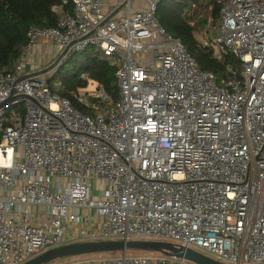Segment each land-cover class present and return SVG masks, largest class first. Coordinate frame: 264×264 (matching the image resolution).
Masks as SVG:
<instances>
[{
  "label": "built area",
  "instance_id": "1",
  "mask_svg": "<svg viewBox=\"0 0 264 264\" xmlns=\"http://www.w3.org/2000/svg\"><path fill=\"white\" fill-rule=\"evenodd\" d=\"M68 1L72 12L31 27L14 72H0V264L110 241L264 264V0H213L212 44L240 59L243 80L203 71L160 24L163 0ZM39 41L61 58L29 76L44 70L27 69ZM90 49L116 68L119 93H73L84 114L49 81ZM187 263L126 251L65 264Z\"/></svg>",
  "mask_w": 264,
  "mask_h": 264
},
{
  "label": "trees",
  "instance_id": "2",
  "mask_svg": "<svg viewBox=\"0 0 264 264\" xmlns=\"http://www.w3.org/2000/svg\"><path fill=\"white\" fill-rule=\"evenodd\" d=\"M55 8L61 10L57 12ZM72 9L73 5L68 0H0V72H14L16 63L27 46V32L31 27H57L60 18L71 13ZM219 10L213 0H163L158 6L157 17L169 34L181 40L203 71L223 78L231 68L239 76L242 65L239 58L223 55L222 61L213 59V50L200 45L194 36L201 26H208L211 30L218 28L216 23L219 24ZM210 19L211 26L208 25ZM115 74L116 68L101 59L98 51L90 49L71 57L53 79L58 78L61 83L57 92L60 93L59 96L70 101V94L87 87L89 81L98 84L113 100H117L119 90ZM71 102L84 114L88 112L78 103Z\"/></svg>",
  "mask_w": 264,
  "mask_h": 264
},
{
  "label": "water",
  "instance_id": "3",
  "mask_svg": "<svg viewBox=\"0 0 264 264\" xmlns=\"http://www.w3.org/2000/svg\"><path fill=\"white\" fill-rule=\"evenodd\" d=\"M60 58L57 59L47 69L29 76L41 75L50 71L60 61ZM9 102V100L6 101L5 103L1 104L0 107L5 106ZM126 251L157 253L167 258L183 259L191 264H225L200 252L164 241H110L73 243L45 251L24 264H51L56 261L71 257H79L90 254L119 253Z\"/></svg>",
  "mask_w": 264,
  "mask_h": 264
},
{
  "label": "rangeland",
  "instance_id": "4",
  "mask_svg": "<svg viewBox=\"0 0 264 264\" xmlns=\"http://www.w3.org/2000/svg\"><path fill=\"white\" fill-rule=\"evenodd\" d=\"M138 4L141 3L144 4L146 2V0H138ZM212 23V20L210 19L208 21V25H210ZM216 25H219L218 23H216ZM211 26V25H210ZM218 27V26H217ZM218 34V28L216 30H211L210 27L208 26H201L199 32L195 33L194 36L196 38V40L198 41V43L204 47H209L213 50V55L212 58L218 60V61H222V52L220 50H218L216 47L213 46L212 44V40L214 39L215 35ZM215 35V36H214ZM241 65V64H240ZM71 64L68 65V68L70 69ZM242 65H241V71L239 72V78L240 80H243L244 78V70L242 69ZM236 70H239V68H236ZM58 84H61L58 78L52 79L50 81V88L55 92L56 95L59 96V94L57 92H59V86ZM97 84L89 81L87 87L84 88H80L78 89L76 92H72L71 95V101L77 103L75 101V99L72 97L73 93H92V92H96L97 90ZM60 97V96H59ZM20 108H23L22 106ZM120 253V252H119ZM119 253H107V254H93L90 256H80V257H71V258H67V259H63L60 261H56L54 263L51 264H65V263H70L76 260H84V259H104V258H108V257H114L117 256ZM130 255H134V256H139V257H145L148 259H154L155 257H159L160 254L157 253H150V252H129ZM189 264V262L187 263Z\"/></svg>",
  "mask_w": 264,
  "mask_h": 264
},
{
  "label": "crops",
  "instance_id": "5",
  "mask_svg": "<svg viewBox=\"0 0 264 264\" xmlns=\"http://www.w3.org/2000/svg\"><path fill=\"white\" fill-rule=\"evenodd\" d=\"M59 9L61 10V8ZM60 10H58L57 12H59ZM58 53L59 48L55 43L39 41L29 57V64L27 69L37 70L39 66L44 67V70L47 69L56 61V56ZM100 58L103 59L101 56Z\"/></svg>",
  "mask_w": 264,
  "mask_h": 264
}]
</instances>
